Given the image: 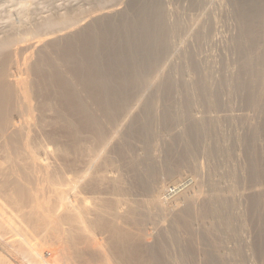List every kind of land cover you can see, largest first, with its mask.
Listing matches in <instances>:
<instances>
[{
  "label": "rangeland",
  "instance_id": "1",
  "mask_svg": "<svg viewBox=\"0 0 264 264\" xmlns=\"http://www.w3.org/2000/svg\"><path fill=\"white\" fill-rule=\"evenodd\" d=\"M110 10L121 13L109 21L98 54H77L79 63L85 59L89 64L75 70L80 81L72 88L87 112L101 121L105 140H117L113 148L121 154L110 155L111 171L124 180L129 199L148 198L130 187L135 160L152 164L160 185L188 182L166 202L169 209L143 207L149 215L143 232L168 247L180 234L191 233L188 251L194 264H202L204 231L205 264H264V250L255 249L257 220L264 221V0H0V47L15 53L5 68L19 61L20 78H36L45 91L43 99L76 122L75 108L61 103L53 81L45 79L39 47L78 32ZM37 42L34 51L31 46ZM86 42L80 49L93 45ZM35 64L43 71L38 75L31 69ZM90 72L98 74L97 80L87 81ZM100 90L104 108L93 100ZM32 115L36 124L37 112ZM45 116L49 121L54 114ZM47 131L62 134L58 127ZM36 153L42 159L50 156L43 147ZM253 165L257 179H252ZM70 168L66 178L76 171ZM173 169L176 179L167 172ZM200 181L204 218L200 204L184 202L198 192ZM64 186L66 190L68 183ZM253 202L261 205L253 209ZM175 207L187 210V217L176 215ZM3 208L14 217L11 208Z\"/></svg>",
  "mask_w": 264,
  "mask_h": 264
},
{
  "label": "bare ground",
  "instance_id": "2",
  "mask_svg": "<svg viewBox=\"0 0 264 264\" xmlns=\"http://www.w3.org/2000/svg\"><path fill=\"white\" fill-rule=\"evenodd\" d=\"M120 13L119 10L107 11L78 32L56 40L49 41L47 38V42L38 48L39 57L47 68L44 67L47 77L44 78L53 81L51 85H55L54 93L61 103L64 101L75 108L79 115L76 122L53 109L52 102H46L47 98L43 99L45 91L39 88L36 78H20L22 68L19 69V61L16 63L14 60L15 64L7 70L6 63L15 53L9 51L6 45L0 47L3 56L0 62V264H194L188 251L191 233L180 234L175 243L172 242L174 245L168 247L159 243L153 235L143 232L145 217L149 216L145 212L152 207L156 210L166 207V202L181 193L188 182L180 186L175 182L171 184L173 186L160 185L158 177H154L153 165L145 164V160L136 164L135 160L131 165H136L137 170L133 173L130 187L145 192L148 198L145 197L147 200L144 202L129 199L124 180L111 171L114 165L110 155L121 154L113 148L117 140L113 144L110 143L112 138L105 140L101 121L87 112L83 98L72 88L80 81L75 70L82 62L79 63L77 58L80 55L92 58L99 53L97 45L108 36L106 29L109 21ZM86 41L93 45L80 49V43ZM38 46L39 43L33 44L31 48L36 50ZM85 64L89 62L84 59ZM31 69L34 75L42 71L36 64ZM97 78L98 74L90 72L87 81ZM101 89H104L103 85ZM100 92L93 100L99 99L104 108L105 100ZM33 111L37 112L36 124L33 122ZM47 112L54 114L49 121L45 116ZM50 127H58L62 134L48 132ZM40 147L50 154L48 158L42 159L36 153ZM66 167L75 168L72 178H66ZM255 168L253 165L252 179L258 178ZM167 172L175 178L174 169ZM64 182L68 183L66 190L65 186L62 189ZM199 184L201 188L198 192L194 190L188 194L184 202L185 206L200 204L204 218L207 211L202 193L203 182ZM256 203H252L253 209L260 204ZM3 207L11 208L15 212L14 217L7 215ZM143 207L148 210L144 212ZM179 210L174 211L176 215L187 217V210ZM183 222L186 223V219ZM257 223L255 249L262 253L264 221L260 218ZM201 239L203 256L200 258L205 264L208 256L205 231ZM196 240V246L200 245Z\"/></svg>",
  "mask_w": 264,
  "mask_h": 264
}]
</instances>
